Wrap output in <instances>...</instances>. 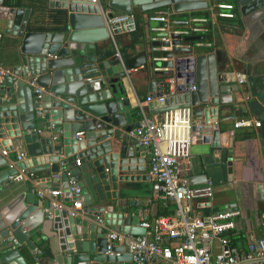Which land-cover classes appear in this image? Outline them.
<instances>
[{"label": "water", "instance_id": "95a60500", "mask_svg": "<svg viewBox=\"0 0 264 264\" xmlns=\"http://www.w3.org/2000/svg\"><path fill=\"white\" fill-rule=\"evenodd\" d=\"M234 3L261 38V54L255 61L260 80L254 88L240 94L235 108L251 114L258 122L254 137L264 148V0ZM208 4L209 0H45L47 10L64 12V22L55 30L46 26L34 30L27 20V8L7 7L0 28V46L16 51L6 62L10 73L0 81V123L8 132L5 139L0 125V151L11 152L14 142H19L30 164L26 166L24 161L17 160L14 166L5 167L6 160L0 156V167H4L0 169V185L25 168L31 172L48 168L51 175L47 185L51 189L60 186L66 193L68 180H74L79 191L62 200L63 207L73 210L63 209L65 214L73 213L66 214V240L60 246V251L68 254V264L122 260L124 253L118 258L104 253L108 232L144 233L137 226V215L127 218L128 206L118 201L119 184L143 179L146 162L143 153L136 155L143 146L127 134L138 122L130 123L126 92L132 73L126 74L125 70L140 66L139 83L145 85L146 97L151 100L147 101L148 107L153 104L159 106L157 110H163L189 106L194 120L192 129L199 126L200 132L209 135L208 147L198 162L199 182L218 185L229 179L231 156L224 146L219 148L217 141L221 120L218 115L226 110L227 100L218 94L222 87L218 85L220 77L213 54L174 46L180 42L179 35L167 29L166 21H147L148 51L123 59L120 54L115 55V49L112 54L106 49L113 35L133 28L134 7L142 12L164 8L180 15L204 10ZM116 12L129 16L106 24L107 18ZM155 27L164 29L150 30ZM151 37L155 39L150 40ZM182 40L190 41L192 37ZM204 61L208 63L206 85ZM155 66L166 70H153ZM31 82L41 88L38 95ZM161 96L162 101H152ZM77 132L82 135L76 136ZM63 159L69 164L75 160L79 163L72 167L69 179L60 171L59 161ZM191 178L194 176L188 179L189 183H194ZM25 187V193L15 197L11 213L0 220V236L10 235L6 242L11 246L4 248L2 259L13 261L11 264H24L19 259L21 244L29 251L40 252L42 238L34 228L45 213L24 205L34 202L30 183L25 182ZM47 205L48 201L43 207ZM155 208L153 203L152 217L156 215ZM18 210L19 215L15 214ZM117 250L122 248L113 247V251Z\"/></svg>", "mask_w": 264, "mask_h": 264}, {"label": "crops", "instance_id": "0c3cea01", "mask_svg": "<svg viewBox=\"0 0 264 264\" xmlns=\"http://www.w3.org/2000/svg\"><path fill=\"white\" fill-rule=\"evenodd\" d=\"M210 1L211 0H209V3ZM43 3L44 15H42L43 12H41L33 21L30 19L31 9L29 7H17L27 8L29 10L27 20L30 22V25L34 26V24H45L48 22L45 12L49 10L45 7V0H43ZM7 7L8 6H5L3 2H1L0 28H2L3 18L7 11ZM164 11L168 12L169 10L162 8L148 13L139 11L134 7L131 13L133 17V28L129 31L119 32L113 35V39H111V41L108 40L106 45L107 51L112 54L115 49L123 59L137 55L142 51H148L147 41L149 37L146 18L150 14H160ZM195 11L184 12L180 15L191 13L197 14ZM7 37L8 39H11L9 36ZM190 37L195 38L199 36L190 35ZM208 38L211 41V46L209 48L198 47L193 51L198 54L212 53L214 56L213 63L216 73L220 77L218 85H221L222 87V89L218 91V94L222 95L224 100H227L226 103H224L226 110L221 114L222 116L218 115L221 120L218 121L217 141L220 146L219 148L222 149L224 146L231 156L230 170L228 174L229 179L221 184L212 185L213 195L211 205L215 208L236 207L239 210L240 214L234 221L235 227L229 232V234L231 235L232 242L236 246L244 248L253 238H264V224L261 219V213L264 211V148L258 145V138L254 137V132L257 127L253 126V121H255L253 116L251 114H243L235 107L237 106V101L240 99V94H243L248 88H254L260 80L259 72L255 67V61L261 54V38L256 27L239 13L237 5H235L234 9V18L228 20L218 19L213 25L212 32ZM97 44H95V46ZM5 51H7L8 54L5 53ZM14 51H16V49L13 47L5 49L0 46V66L10 69L6 62L13 57ZM207 65L208 63L204 61L203 74L205 85L207 84L208 77ZM136 70L135 73L133 70H130V73H132L131 84L128 85L126 92L130 106L128 109L130 110V123H136L140 119V116L137 113V100L140 101L145 108L146 116L153 121H158L161 118V112L164 109L157 110L159 109V106L153 104L148 107L147 101L151 100H145L146 87L145 85H142V83H139V76H141L140 66L137 67ZM235 73H242L244 76V82L238 83L235 81ZM152 101L158 102L156 99H153ZM193 121L194 120L192 119L190 127V157L186 176L187 179H190L192 175L194 176V178H191L194 179V183L192 184H201L203 182H199V176H197L199 173L198 162L201 157H203L208 147L206 141L208 140L209 135L200 132L201 128H199V126L192 129ZM0 125L3 137L6 139L8 137V132L4 128L3 123H0ZM0 153L2 159L6 160L5 167L8 165L14 166L17 161L16 156L21 153L24 155L20 160L24 161L26 166L30 164L29 158H27V155L19 142H14L13 150L11 152L5 153V151L2 150ZM138 153H143L146 159L144 171L142 172L144 175L143 179L119 184L118 193L120 199L118 201L123 205L128 206V212L125 215L129 219L130 216L137 214L139 207H144L148 210L149 218L152 217L150 215L152 204L156 203V211L159 207L157 203V200L159 199L155 198L152 194L150 188L151 183L147 174V147H143V149L138 151L136 155H138ZM58 156L62 157L61 154H58ZM140 165H143V163H140ZM67 166L72 167V164L67 163ZM3 168V166L0 167V169ZM24 170L28 169L25 168ZM33 173L35 174V178L33 179L14 181L11 178H8L0 185V220H5V217H7L13 210L15 206L13 203L15 197L20 193H25V182L30 183V192L33 193L34 202L33 204L24 205L34 209L40 208L44 213L45 207H43V205L48 200L46 197H39L37 191L44 187L50 188V186L47 185V178L51 174L49 173L48 168ZM58 183L60 184L61 181ZM53 189L62 188L57 186ZM65 205H68V203ZM63 209L71 210L68 206L53 209L51 217L48 218L44 215L40 223L34 228V230L39 233V237L42 238V241L39 244V253L29 251L21 244V247L19 248V259L23 261L24 264H68L66 261L68 254L66 252H61L60 246H62L66 240L64 236L66 214H71L68 213V211L65 214ZM169 209L171 210L170 206ZM18 212L19 210L15 214ZM202 212L205 214L207 210H202ZM19 214L20 212L17 215ZM9 237L10 235L3 237L0 236V264H11L13 262H7L2 259L4 248L10 246L9 242H6ZM216 247L217 244L214 243V248ZM45 249L47 250L46 252ZM122 260L127 264H131L128 255L125 253L122 256ZM114 262L116 261L111 263ZM95 263L111 264L110 262Z\"/></svg>", "mask_w": 264, "mask_h": 264}, {"label": "built area", "instance_id": "2783aa9c", "mask_svg": "<svg viewBox=\"0 0 264 264\" xmlns=\"http://www.w3.org/2000/svg\"><path fill=\"white\" fill-rule=\"evenodd\" d=\"M95 2V0H91ZM234 0H211L204 14L178 15L170 11L160 14H150L146 21H166L167 29L179 35L177 47H206L211 46L209 35L218 19L234 18ZM125 13H114L107 18L106 24L124 20ZM162 27L150 30H163ZM192 37L190 41H183V37ZM151 37L150 40H154ZM162 39V38H160ZM168 47H152L153 50H165ZM119 56V52L115 51ZM165 58H160L164 60ZM135 71L127 69L125 73ZM153 70H166L159 66ZM10 73L9 68L0 66V81ZM235 81L244 82L242 73H235ZM171 82V78H166ZM33 91L38 95L40 87L33 84ZM192 90L194 86L190 87ZM163 96L156 98L162 101ZM145 100H149L145 97ZM137 113L140 116L138 125L131 128L127 134L137 140L138 144L148 149L147 174L150 188L155 198L163 205L173 207L166 215L149 218L148 210L139 207L137 210V226L144 229L141 235L121 233L111 230L107 234L105 254L120 257L122 253L128 255L131 264H264V238L256 237L245 247L236 246L229 234L235 227V219L240 212L236 207L215 208L211 205L213 188L210 182L201 184L189 183L186 172L189 165L190 127L192 123L189 106H174L164 109L161 118L153 121L146 116L145 108L140 101H136ZM241 121V120H240ZM257 127L258 122L253 121ZM82 135L77 132L76 136ZM23 153L16 156L17 160ZM78 160L72 164L77 166ZM59 167L68 179L71 177L72 167H68L64 160L59 161ZM14 181L33 179L35 174L29 170H18L10 177ZM79 191L74 180H68V193L62 189L44 187L37 191L39 197L48 200L45 208L46 217L50 218L53 209L63 207V198L71 192ZM202 210H207L204 214ZM71 215L72 212H69ZM264 224V211L261 213ZM14 244H18L13 240ZM214 243L217 247L214 248ZM119 246L122 250L113 251ZM77 264H94L79 262ZM111 264H127L117 260Z\"/></svg>", "mask_w": 264, "mask_h": 264}, {"label": "trees", "instance_id": "16d2710c", "mask_svg": "<svg viewBox=\"0 0 264 264\" xmlns=\"http://www.w3.org/2000/svg\"><path fill=\"white\" fill-rule=\"evenodd\" d=\"M2 2L5 6H16V7L17 6H26V7H29L31 9L30 19L32 21L41 12H43L42 15H44L43 0H2ZM150 12H152V11H150ZM195 12L200 13V14L205 13V11H203V10L202 11H195ZM45 13H46V18L48 19V22L45 24H34V26H32V28L34 30L42 28L43 26H46L47 28L55 30L64 22L65 15H64V12L61 10H50V11H47ZM157 203H158L159 207H158V210L156 211V215L154 217L166 215V214H169L171 212V210L169 209V206L163 205L159 200H157Z\"/></svg>", "mask_w": 264, "mask_h": 264}]
</instances>
